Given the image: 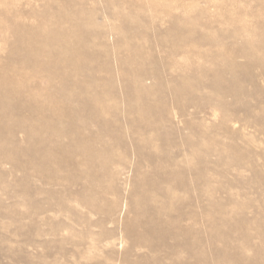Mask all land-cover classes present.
I'll use <instances>...</instances> for the list:
<instances>
[{
    "label": "rangeland",
    "instance_id": "374dc122",
    "mask_svg": "<svg viewBox=\"0 0 264 264\" xmlns=\"http://www.w3.org/2000/svg\"><path fill=\"white\" fill-rule=\"evenodd\" d=\"M0 264H264V0H0Z\"/></svg>",
    "mask_w": 264,
    "mask_h": 264
},
{
    "label": "bare ground",
    "instance_id": "6f19581e",
    "mask_svg": "<svg viewBox=\"0 0 264 264\" xmlns=\"http://www.w3.org/2000/svg\"><path fill=\"white\" fill-rule=\"evenodd\" d=\"M56 124V123H55Z\"/></svg>",
    "mask_w": 264,
    "mask_h": 264
}]
</instances>
